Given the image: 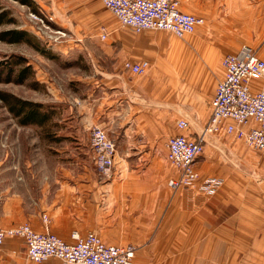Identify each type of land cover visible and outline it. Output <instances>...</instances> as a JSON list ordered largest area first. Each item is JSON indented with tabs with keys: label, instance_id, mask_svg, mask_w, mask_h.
Returning <instances> with one entry per match:
<instances>
[{
	"label": "crops",
	"instance_id": "obj_1",
	"mask_svg": "<svg viewBox=\"0 0 264 264\" xmlns=\"http://www.w3.org/2000/svg\"><path fill=\"white\" fill-rule=\"evenodd\" d=\"M33 2L71 33L70 46L87 64H98L74 134L82 137V130L100 126L116 145V164L113 175L99 182L86 165L89 137L75 151L81 161L66 173L58 162L47 173L44 161L33 160L44 158V150H36V156L4 150L2 227L29 223L36 232L50 231L68 243L73 231L95 232L108 245L132 246L135 264H264V183H253L251 175L264 167L236 135L223 129L207 137L196 163L202 179L197 188L218 178L223 180L218 191H173L167 184L177 175L167 159V142L180 134L182 120L190 125L182 134L194 139L201 134L224 78V58L249 46L264 60V0H183L182 13L205 20L184 38L161 30L135 33L100 0ZM126 62H148L149 69L135 75L125 69ZM253 88H264V79ZM229 124L233 121H225L224 128ZM26 255L23 239L7 238L0 264H63L58 259L35 263Z\"/></svg>",
	"mask_w": 264,
	"mask_h": 264
},
{
	"label": "built area",
	"instance_id": "obj_2",
	"mask_svg": "<svg viewBox=\"0 0 264 264\" xmlns=\"http://www.w3.org/2000/svg\"><path fill=\"white\" fill-rule=\"evenodd\" d=\"M100 1L121 26L135 33L161 30L184 38L205 24L203 18L180 11L183 0ZM63 36H66V32L57 29L53 39L62 43ZM107 38L106 32L100 36L102 41ZM222 66L224 78L217 85L211 101V117L201 134L196 139L180 134L167 143V158L177 170L176 177L168 182L173 191L197 188L202 179L196 163L203 154L206 138L217 135L223 129L229 135H236L247 148L264 152V88L257 91L253 88L254 82L264 79V60L253 48L243 46L236 54L227 55ZM124 67L135 75H144L149 63L126 62ZM228 120L233 121V124L224 128V122ZM178 128L185 132L190 129V125L182 120ZM91 147L99 171L109 176L113 172L117 154L114 142L96 127L91 134ZM222 184V179L208 178L197 189L211 193L218 191ZM44 219L47 220L46 217ZM7 238L23 239L27 247V259L35 263L58 259L63 264H135L136 252L132 246L108 245L96 233L81 236L73 232L72 242L68 243L50 231L38 233L28 225L4 229L0 221V248Z\"/></svg>",
	"mask_w": 264,
	"mask_h": 264
},
{
	"label": "rangeland",
	"instance_id": "obj_3",
	"mask_svg": "<svg viewBox=\"0 0 264 264\" xmlns=\"http://www.w3.org/2000/svg\"><path fill=\"white\" fill-rule=\"evenodd\" d=\"M4 12L8 13L5 19L12 18L13 23L1 26L0 34L12 30L26 31L29 35L30 44H27V42L9 44L0 40V70L3 72L0 92L42 105L44 111L51 113V119L43 131L40 128L36 129L34 125L20 126L18 120L13 118L6 105L0 100V158L3 156L4 150L22 151L27 156H31L30 153L36 150H44V158L37 156L33 160L44 161L42 166L47 173H50L52 168L58 165V162L61 173H66L77 167V164L81 161L77 159L75 151L80 150L84 145L81 139L89 137L85 145L86 150H88L85 154L86 165L99 182L102 179L111 177L113 172L109 176H105L99 171L91 147L93 129L96 127L102 128L93 125L89 126L86 132L82 130V137H79V134H74L76 132V120L84 117L82 107L85 102V93L89 88H92L93 85L90 83H94L97 79L96 68L98 64L86 63L84 55L79 54L76 48L70 46V41L74 39L71 33L59 27L55 19L49 14L39 11L41 15H38L29 7L14 0H0V14ZM57 29H63L66 32V36L61 38L62 43L55 42L53 39ZM187 37H190V35ZM35 47L41 49L43 53H40ZM13 57H23L27 59L28 66H31L32 72L25 74L27 76L23 84H19L17 77L22 69L21 67H26L25 64L21 67L16 66L10 80L9 71L1 68V65L7 61L12 63ZM87 76H91L92 81L84 80ZM102 130L106 133L104 129ZM55 132L60 136H57ZM181 132L180 134H182ZM250 151L252 159L257 162L256 164L264 167V152L253 149H250ZM16 160L19 162L20 159L17 158ZM26 160L31 161L32 159L27 158ZM37 164L36 162L35 165ZM171 166L175 169L172 164ZM251 175L253 183H264V171H253ZM62 176L67 175L62 174ZM0 178L1 180L4 179L3 172L0 173ZM22 225L31 227L29 223Z\"/></svg>",
	"mask_w": 264,
	"mask_h": 264
},
{
	"label": "trees",
	"instance_id": "obj_4",
	"mask_svg": "<svg viewBox=\"0 0 264 264\" xmlns=\"http://www.w3.org/2000/svg\"><path fill=\"white\" fill-rule=\"evenodd\" d=\"M16 2L21 3L24 6L29 7L32 9V11L36 14H40L39 10L37 9L36 5L34 4L33 0H14ZM8 16V13L4 12L0 14V27L4 24H12L13 19L5 17ZM28 33L26 31H7L0 34V40L7 42L9 44H21L26 43L30 44ZM40 53H43V51L35 47ZM45 55V54H44ZM23 64L26 65V67H21ZM16 66L21 67L22 69L18 73V79L17 81L19 84L25 83L26 76L25 74H30L29 72H32L31 66H28L27 59L23 57H13L12 63L10 61H7L5 64L1 65V68L3 70H8L10 77L9 80L13 74L14 69ZM2 74L3 72L0 70V82H2ZM0 100L6 105L8 108V111L13 116V118L18 120V123L20 126L27 127V126H36L40 125L43 129L46 128L48 125L50 119H51V113L44 111V108L42 105L33 103L31 101L22 100L14 95H9L6 93L0 92Z\"/></svg>",
	"mask_w": 264,
	"mask_h": 264
}]
</instances>
